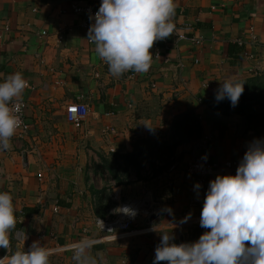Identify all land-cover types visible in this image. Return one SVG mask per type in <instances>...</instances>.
Wrapping results in <instances>:
<instances>
[{
  "label": "crops",
  "instance_id": "obj_1",
  "mask_svg": "<svg viewBox=\"0 0 264 264\" xmlns=\"http://www.w3.org/2000/svg\"><path fill=\"white\" fill-rule=\"evenodd\" d=\"M73 1L96 0H0V78L23 74L27 87L20 99L28 104L30 124L25 135L15 133L9 150H0V191L12 195L17 217L10 252L39 241L53 253L50 264H74L70 245L91 238L92 253H102L107 264H152L160 234L150 229L169 230L177 244L194 242L205 231L199 217L209 181L235 174L219 168L198 195L186 172L193 155L240 161L250 142L264 138L239 115L218 112L207 101L225 77L241 80L252 77V69L264 70V0H175L172 22L191 31L155 41L160 56L150 49L149 70L134 79L109 73L82 17L71 11ZM245 52L254 58L245 59ZM74 102L90 110L80 129L65 118ZM190 111L200 136L153 158L157 144L171 138L177 116ZM205 135L213 142L196 148ZM134 162L143 166L138 170ZM147 191L159 203L154 220L141 217L130 230L113 234L97 229V217ZM169 207L172 215L160 212ZM6 254L0 248V257Z\"/></svg>",
  "mask_w": 264,
  "mask_h": 264
},
{
  "label": "clouds",
  "instance_id": "obj_2",
  "mask_svg": "<svg viewBox=\"0 0 264 264\" xmlns=\"http://www.w3.org/2000/svg\"><path fill=\"white\" fill-rule=\"evenodd\" d=\"M175 8V0H101L98 10L89 17L92 23L87 39L95 45V52L114 78L129 71L145 73L152 63L150 49L154 42L175 31ZM26 87L21 72L0 78V150L11 148V138L21 126L20 97ZM243 91V83L225 77L214 99L217 103L227 99L235 107ZM143 124L153 131L151 123ZM200 188L197 182L194 190L198 195ZM111 211L130 218L137 214L129 205H118ZM160 212L172 215L170 207ZM15 213L12 195L0 191V248L8 250L0 257V264H50L53 253L39 241H33L27 250L17 246L10 252V234L17 224ZM190 216L189 213L181 223ZM199 225L205 231L197 240L179 244L173 242L169 230L151 228L160 234L152 264H264V138L248 144L234 175L217 174L209 181ZM96 226L104 230L99 217ZM95 243L91 238L72 243L69 250L74 264H107L102 253H92Z\"/></svg>",
  "mask_w": 264,
  "mask_h": 264
},
{
  "label": "built area",
  "instance_id": "obj_3",
  "mask_svg": "<svg viewBox=\"0 0 264 264\" xmlns=\"http://www.w3.org/2000/svg\"><path fill=\"white\" fill-rule=\"evenodd\" d=\"M100 2L101 0H96L94 3H88V4H80L77 1L71 2L70 4L71 11L74 14H77L82 17V20L80 23L81 27L87 30L89 29L90 24L92 23L89 17L94 15V13L98 10ZM172 23L175 26L174 32H188V31L190 32L192 29L191 26L186 25V24H179L176 22H172ZM5 30L8 31V26L5 27ZM42 34L45 35L46 32H42ZM1 38H2V34H0V39ZM252 39L256 40V37L252 35ZM192 41L195 44H200L201 38L195 37V38H192ZM238 43L239 45H243V42L240 40H238ZM151 49L155 51V57L158 58L160 56L159 46L154 43ZM243 57L245 59H253L254 55L245 52L243 54ZM261 57L264 58V56H261ZM259 72H262V70L260 71V70L252 69L251 75L255 76ZM126 74L129 79H134L136 76L139 75V73H135L132 71L126 72ZM20 101L22 103V109L19 115H20V119L22 123L16 132L20 136H23L29 131L30 124L27 122V119H26V110H27L28 104L23 99H20ZM89 113H90V110L86 104L74 102L66 107L65 118L68 123L73 125L75 128L80 129L82 128ZM109 130L114 132V130H111L110 128L107 129L106 131H109ZM211 142H213V137L210 135H205L197 141L195 147L205 149L211 144ZM238 164H239V160L237 159L227 160L223 163H219L215 161L214 162L208 161V160H205L198 156L193 155L191 161L187 164L186 172L195 178V184L197 182L201 184V188L199 190L201 191L205 188V183H206L207 178L212 176L219 168L225 167L228 170H236ZM174 167L175 165L172 166V168ZM145 173L147 176L152 177L154 174V169L151 166H149L146 169ZM118 205H129L133 207L134 209L137 210L136 216L134 218H130L123 214H113L111 212V214L107 215L106 217H99L104 222V230L101 231L97 228L99 231L105 234H113L117 231H121V232L128 231L134 226L135 222L139 218L143 217L149 220L152 214L154 213L156 214L159 212V203L156 202V200H154L153 194L151 191H147L142 197L120 201L117 204V206ZM96 219H95V226H96Z\"/></svg>",
  "mask_w": 264,
  "mask_h": 264
},
{
  "label": "trees",
  "instance_id": "obj_4",
  "mask_svg": "<svg viewBox=\"0 0 264 264\" xmlns=\"http://www.w3.org/2000/svg\"><path fill=\"white\" fill-rule=\"evenodd\" d=\"M238 81L243 83L244 91L235 107L230 106L227 99L217 103L214 99L215 93L207 101L212 109L221 113L237 114L248 129L264 133V71ZM200 133V124L193 112L177 116L172 126L171 138L157 144L159 148L153 158L164 153L171 154L177 146L199 137ZM131 156L134 157L135 154ZM134 165L138 170L143 166L140 162H134ZM151 167H154V164Z\"/></svg>",
  "mask_w": 264,
  "mask_h": 264
},
{
  "label": "water",
  "instance_id": "obj_5",
  "mask_svg": "<svg viewBox=\"0 0 264 264\" xmlns=\"http://www.w3.org/2000/svg\"><path fill=\"white\" fill-rule=\"evenodd\" d=\"M145 206H147V205H145ZM157 215H158L157 213H156V214H155V213L152 214V215L150 216L149 220H150V221L154 220V219L157 217ZM180 241L183 242V238H181Z\"/></svg>",
  "mask_w": 264,
  "mask_h": 264
}]
</instances>
